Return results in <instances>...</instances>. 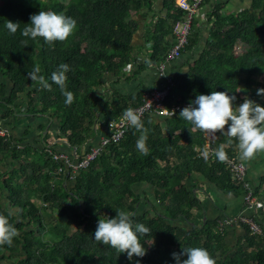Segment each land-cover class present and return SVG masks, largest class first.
<instances>
[{
    "label": "trees",
    "instance_id": "1",
    "mask_svg": "<svg viewBox=\"0 0 264 264\" xmlns=\"http://www.w3.org/2000/svg\"><path fill=\"white\" fill-rule=\"evenodd\" d=\"M154 5L155 0H3L0 78L9 88L0 81L1 118L21 113L28 118L56 119L55 137L64 139L69 150L79 152L94 137L91 125L98 114L104 122L116 119L140 104L141 93L147 89L131 93L112 89L106 95L96 92L106 72L115 76V83L135 61L131 41L138 28L136 16L150 14L144 34L149 45L147 66H157L174 44V30L184 20L185 11L176 0H161L159 11ZM39 10L73 17L74 31L66 40L52 43L24 36L22 30L30 15ZM7 20L19 24L15 33L4 27ZM207 32L205 47L189 70L172 76L167 103L190 102L197 94L226 91L236 96L237 105L246 97L262 98L258 103L264 105V94L256 93L264 88V0H251L248 7L231 14L214 5L208 13ZM199 39L200 30L193 21L182 51L192 50ZM61 63L70 68L65 81V90L73 94L70 104H65L60 87L50 79ZM37 66L39 75L50 84L48 89L27 75ZM179 111L173 116L146 114L141 118L142 131L128 127L120 141L105 146L74 180L56 173L58 162L45 151L47 131L40 148L23 146L11 134L0 136V152L18 162L10 170L0 169V214L7 215L18 232L10 246H0V263L18 258L17 264H176L172 253L199 246L207 249L216 264H264L261 233L253 234L243 225L244 236L231 247L224 238L226 232L218 229V217L194 220V211L201 209L202 202L188 185L189 174L201 175L224 192L241 194L243 187L223 160L198 156L194 147L203 148V131L180 119ZM41 127L44 131L46 124ZM216 132L214 147L233 156L235 138ZM140 135L147 136V154L136 148ZM56 145L49 148L55 151ZM141 183L154 188L157 202L145 211L138 208L147 198L142 199L133 188ZM261 183L264 185V176ZM255 193L264 197V188H256ZM52 208L55 213L46 212ZM120 210L133 213L134 222L149 228L139 237L146 249L142 257L129 259L126 253L92 239L98 218L114 216ZM254 219L263 233L264 220Z\"/></svg>",
    "mask_w": 264,
    "mask_h": 264
},
{
    "label": "clouds",
    "instance_id": "2",
    "mask_svg": "<svg viewBox=\"0 0 264 264\" xmlns=\"http://www.w3.org/2000/svg\"><path fill=\"white\" fill-rule=\"evenodd\" d=\"M28 22L22 34L31 39L43 38L46 43L66 40L76 27V20L73 17L50 10H39L31 14ZM4 27L9 33H15L19 24L7 20ZM69 70L67 63H61L50 77L51 81L60 87L65 104H70L73 100L72 92L65 90L66 73ZM39 73L40 68L37 66L27 75L31 80L38 81L41 87L48 89L50 87L48 80ZM256 93L258 96L264 94V88H258ZM235 101L236 96L226 91L197 94L180 109L178 116L194 129L212 134L219 130L221 133L226 132L230 138L234 137L240 158L247 160L264 151V105L248 98H244L238 105ZM170 115L173 116L172 111ZM123 116L129 127L143 130L141 113L129 108ZM146 140V135H140L136 141V148L142 154H147ZM215 155L219 160L226 158L223 148H218ZM133 215L126 210H120L115 212L114 216L104 215L103 218H98L92 239L115 249L117 253H126L129 259L133 256L142 257L146 249L139 237L142 234L146 235L149 228L143 223L134 222ZM17 235V229L9 221L8 216L0 214V246H10ZM172 256L176 264H216L215 258L207 249L199 246L182 248L179 254L174 252ZM180 256L186 258L180 260Z\"/></svg>",
    "mask_w": 264,
    "mask_h": 264
},
{
    "label": "crops",
    "instance_id": "3",
    "mask_svg": "<svg viewBox=\"0 0 264 264\" xmlns=\"http://www.w3.org/2000/svg\"><path fill=\"white\" fill-rule=\"evenodd\" d=\"M251 0H205L202 5L198 8L196 16L193 21L196 28L200 30V39L198 45L192 50L182 51L180 56L175 60L166 64L165 72L169 76H174L176 74H184L189 70L190 65L199 57V53L204 49L206 40L208 37V13L214 7L218 6L225 14H231L239 11L242 8H246L250 5ZM154 9L159 11L161 9V0H155ZM163 13V12H161ZM150 14L147 13L146 16H136L138 20V28L132 37V46L134 51L132 52L135 57V61L131 65L126 66L124 69L125 76L120 77V80L113 83L116 80L112 73L106 72L103 75V84L96 88V92L100 95H106L111 92L112 89H118L121 92L131 93L136 90L144 88H151L153 86H160L163 84V79L157 74V66H147L145 61L147 60L146 52L149 45L145 43V25L148 23ZM178 26V25H177ZM180 28V27H178ZM177 28V29H178ZM144 65V68L141 66ZM0 81H4L9 88V83L0 78ZM107 98V96H106ZM252 99L256 102H261L260 100L253 99L251 97H246ZM20 110H22L20 108ZM2 110L0 109V126L5 127L9 130L10 134L19 142L21 145H32L38 148L43 145L42 136L47 131L50 136L48 142L49 146L57 144L55 146L56 150H62L64 152H69L64 139L55 137V130L57 128L58 121L56 119L48 120L45 117H27L25 114H14L12 117L7 119L1 118ZM159 118V117H158ZM99 114L93 121L91 128L94 131V137L90 138L89 143L86 145H93L99 142L100 138L104 136L107 132L105 122L101 121ZM46 124L43 131L41 125ZM49 129V130H48ZM48 146V147H49ZM85 146V147H86ZM236 155L240 158L238 150ZM241 159V158H240ZM246 165V178L249 180L256 188H264L261 183V178L264 176V151L255 154L252 158L243 160ZM17 166L18 162L11 159L6 153L0 152V167L1 171L10 170L12 167ZM189 187L193 188L196 196L202 202V207L198 211H194V220L198 221L200 219L204 220L206 218L214 219L216 217L233 216L238 214L243 208V202L241 194H234L231 192L222 191L215 183L204 179L201 175L192 173L189 174ZM134 191L136 194L140 195L145 203L141 202L139 205V211L149 210L151 204L156 205L157 202L154 199L153 187L148 184H136L134 185ZM152 193L153 198L148 199L149 193ZM263 195L260 196V198ZM244 213L248 216L254 215L255 218L263 219L264 214L261 211L253 213L251 210H246ZM152 214V212H151ZM181 224L183 222H180ZM259 223V222H258ZM262 223V222H260ZM262 225V224H261ZM264 230V225H262ZM225 240L227 244L231 247L234 246L237 240H241L244 236L245 229L241 224H234L225 229ZM261 237L264 242V231L261 232Z\"/></svg>",
    "mask_w": 264,
    "mask_h": 264
},
{
    "label": "built area",
    "instance_id": "4",
    "mask_svg": "<svg viewBox=\"0 0 264 264\" xmlns=\"http://www.w3.org/2000/svg\"><path fill=\"white\" fill-rule=\"evenodd\" d=\"M205 0H176L177 6L185 11L184 20L181 22L182 27L176 26L174 30L175 41L172 47L167 51L165 57L157 65V74L163 79V84L160 86H153L141 93V103L132 106L131 109L141 113V118L146 114H154L156 116H172L185 107L189 102H176L174 104L167 103V97L170 88L173 86L172 77L165 72L166 64L175 60L180 56L184 46L187 44L188 36L192 29V22L196 16V12ZM178 28V29H177ZM128 110V109H127ZM126 111V110H125ZM124 111V112H125ZM122 112L116 119H111L105 122L107 132L102 136L98 143L81 147L80 151L71 148L69 152L62 150H51L49 147L45 149L51 156L52 160L58 162L56 169L57 174H67L70 180H74L78 173L87 168L90 162L96 158L101 150L110 143L118 142L122 139L128 130V124ZM169 113V115H165ZM101 121L104 122L102 119ZM9 130L5 127H0V136L9 137ZM204 146L203 148L194 147L198 156L205 159H214L217 149L214 143L217 139V132L214 134L203 131ZM88 148V149H87ZM237 148L233 156L226 155L223 160L225 167L232 174V178L240 183L243 187L241 198L243 202L242 210L233 216L218 217V229L225 231L226 228L234 224L247 225L251 233H261L258 222L254 219V215L248 216L244 213L246 210H251L253 213L258 211L264 214V198L256 195L254 185L246 178V165L236 155ZM45 206V203H43Z\"/></svg>",
    "mask_w": 264,
    "mask_h": 264
},
{
    "label": "rangeland",
    "instance_id": "5",
    "mask_svg": "<svg viewBox=\"0 0 264 264\" xmlns=\"http://www.w3.org/2000/svg\"><path fill=\"white\" fill-rule=\"evenodd\" d=\"M3 0H0V3L2 2ZM42 1H44V2H46V3H49L50 1H53V0H42ZM60 1H67V0H60ZM178 27H182V24L180 23V24H178ZM50 136H52V135H49V138H50ZM0 169H1V167H0ZM149 193V195H148V199L150 200V198H153V196H152V193H150V192H148ZM51 210V211H50ZM53 212V213H55L56 211L52 208V209H47L46 210V212ZM179 222V221H178ZM177 222V223H178ZM181 222H183V221H181ZM180 223V222H179ZM74 229V227L72 226L71 227V230H73ZM17 262H18V258H12V259H5L4 261H2L0 264H17Z\"/></svg>",
    "mask_w": 264,
    "mask_h": 264
},
{
    "label": "water",
    "instance_id": "6",
    "mask_svg": "<svg viewBox=\"0 0 264 264\" xmlns=\"http://www.w3.org/2000/svg\"><path fill=\"white\" fill-rule=\"evenodd\" d=\"M50 120V119H49Z\"/></svg>",
    "mask_w": 264,
    "mask_h": 264
}]
</instances>
